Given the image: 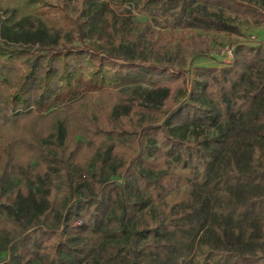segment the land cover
<instances>
[{
	"label": "trees",
	"instance_id": "16d2710c",
	"mask_svg": "<svg viewBox=\"0 0 264 264\" xmlns=\"http://www.w3.org/2000/svg\"><path fill=\"white\" fill-rule=\"evenodd\" d=\"M14 1L0 264H264V46L188 87L215 50L194 31H240L212 9L261 23L264 0Z\"/></svg>",
	"mask_w": 264,
	"mask_h": 264
},
{
	"label": "rangeland",
	"instance_id": "374dc122",
	"mask_svg": "<svg viewBox=\"0 0 264 264\" xmlns=\"http://www.w3.org/2000/svg\"><path fill=\"white\" fill-rule=\"evenodd\" d=\"M26 0L21 1H14V5L16 7L21 8ZM75 1V0H74ZM80 1V0H79ZM75 3H77L75 1ZM213 12L222 15L225 19L230 20L231 22L235 23L236 26L239 28V32L235 33H227L223 31H214V30H195L194 33L196 35H207L210 44L215 49L212 53L205 55L204 57H198L195 59L194 64L191 66V74L188 77V87L189 90L193 87L195 81L194 70L197 66H204V65H222L228 59L227 57V48H232L233 45L237 42H251L254 44H260L264 46V22L257 23L254 19L250 17H244L238 13L231 12L227 9L220 10L219 8H213ZM145 18V17H144ZM141 17V19H144ZM190 66L187 65L188 69ZM184 95L182 98H185ZM112 169H110L111 171ZM87 191H85V195ZM55 224V223H54ZM8 252H4L2 254L3 257H7ZM11 258V255L8 256ZM35 264H41L37 262Z\"/></svg>",
	"mask_w": 264,
	"mask_h": 264
},
{
	"label": "built area",
	"instance_id": "2783aa9c",
	"mask_svg": "<svg viewBox=\"0 0 264 264\" xmlns=\"http://www.w3.org/2000/svg\"><path fill=\"white\" fill-rule=\"evenodd\" d=\"M227 49H228L227 55H228L229 57H231V56H232V49H231V48H227Z\"/></svg>",
	"mask_w": 264,
	"mask_h": 264
}]
</instances>
